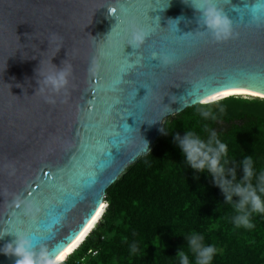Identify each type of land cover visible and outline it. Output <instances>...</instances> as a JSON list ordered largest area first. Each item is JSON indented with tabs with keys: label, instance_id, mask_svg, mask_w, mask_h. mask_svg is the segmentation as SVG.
<instances>
[{
	"label": "water",
	"instance_id": "1",
	"mask_svg": "<svg viewBox=\"0 0 264 264\" xmlns=\"http://www.w3.org/2000/svg\"><path fill=\"white\" fill-rule=\"evenodd\" d=\"M217 3L233 20L223 42L184 0H0V233L14 232L0 247L15 233L56 252L71 245L164 121L195 106L194 87L264 98V19H251L250 0ZM130 24L149 33L136 49ZM63 62L67 89L40 92L36 69ZM14 259L0 253V264Z\"/></svg>",
	"mask_w": 264,
	"mask_h": 264
},
{
	"label": "trees",
	"instance_id": "2",
	"mask_svg": "<svg viewBox=\"0 0 264 264\" xmlns=\"http://www.w3.org/2000/svg\"><path fill=\"white\" fill-rule=\"evenodd\" d=\"M259 96L229 93L219 102L223 112L210 105L215 121L201 117L198 105L167 118L151 152L108 188L98 222L67 252L63 264H179L176 254L182 248L195 264L184 237L192 231L216 246L212 264H264V215L252 216L251 229L237 228L233 206L206 174L184 162L174 141L175 133L183 136L188 130L207 139L208 125L227 143L228 166L236 168L237 179L243 176L239 162L246 155H252L259 174L264 171V98ZM133 242L139 248L135 256L130 255ZM90 249H99V255L90 256Z\"/></svg>",
	"mask_w": 264,
	"mask_h": 264
},
{
	"label": "clouds",
	"instance_id": "3",
	"mask_svg": "<svg viewBox=\"0 0 264 264\" xmlns=\"http://www.w3.org/2000/svg\"><path fill=\"white\" fill-rule=\"evenodd\" d=\"M185 4H190L199 13V23L205 29L204 33L211 36L216 42H223L232 39L235 35L233 29V20L226 12L218 6L217 0H184ZM249 14L253 21L264 19V0H250L248 5ZM183 17L169 19L174 22L176 29ZM148 31L136 24H130L128 43L134 49L139 48L145 42ZM55 35L53 39H55ZM152 57L158 58L163 64L173 62V57L167 54L152 53ZM41 64V62H40ZM39 77L38 83L40 92L50 89L54 93L66 90L69 84V77L72 72L71 64H65L57 67L52 64L51 69H45L39 66L36 69ZM194 104L198 105L197 111L205 120L217 119L216 113L210 105L219 106V111L223 112V106L219 102L229 95L228 92L217 91L208 92L203 95L199 87L193 88ZM49 102L54 103V99L47 98ZM208 132L207 139L202 138L197 132L188 130L184 131L183 136L178 132L174 134V141L178 145L184 158V162L196 173L206 174L212 183H214L222 192L224 201L231 204L234 209L232 222L237 228L251 229L254 227L252 216L254 214L264 215V171L257 174L255 162L252 155L243 156L239 165L242 168L243 176L237 179L236 168L229 167L228 145L219 138L215 129L205 125ZM11 174V173H10ZM198 179V177H196ZM255 179V183L253 180ZM234 197L236 198L234 200ZM17 204H24L26 211H30L31 204L25 203L20 197L14 201ZM105 207V205H102ZM100 213L97 212L92 218L98 222ZM88 229L80 232L76 239L67 248L58 252L53 251L47 245L41 244L35 246L33 239L26 233H15V239L5 243L0 247V253L15 257L13 264H63L68 251L76 248L86 238ZM14 232L0 233V239L6 234ZM187 241V248L193 255L195 264H212L217 248L213 244H205L204 237L192 231L184 236ZM109 239V236H105ZM139 252L136 242L130 245V255L135 256ZM99 249L89 250L92 257L98 256ZM179 264H191L189 255L184 248L176 254Z\"/></svg>",
	"mask_w": 264,
	"mask_h": 264
},
{
	"label": "bare ground",
	"instance_id": "4",
	"mask_svg": "<svg viewBox=\"0 0 264 264\" xmlns=\"http://www.w3.org/2000/svg\"><path fill=\"white\" fill-rule=\"evenodd\" d=\"M225 91L228 92V93H233V92H248V93L258 94L256 92H253V91H251L249 89H245V88H232V89H228V90H225ZM225 91H223V92H225ZM102 205H104V203ZM101 209H102V207H100V209L98 211L99 213L101 212ZM93 222L94 221L92 219V221L87 225V228L86 229H88Z\"/></svg>",
	"mask_w": 264,
	"mask_h": 264
},
{
	"label": "snow or ice",
	"instance_id": "5",
	"mask_svg": "<svg viewBox=\"0 0 264 264\" xmlns=\"http://www.w3.org/2000/svg\"><path fill=\"white\" fill-rule=\"evenodd\" d=\"M113 11L115 12L116 10L115 9H113ZM226 92V91H225ZM49 173H43V175H45V176H47ZM33 196H36V193H33ZM101 207H102V205H101Z\"/></svg>",
	"mask_w": 264,
	"mask_h": 264
},
{
	"label": "rangeland",
	"instance_id": "6",
	"mask_svg": "<svg viewBox=\"0 0 264 264\" xmlns=\"http://www.w3.org/2000/svg\"><path fill=\"white\" fill-rule=\"evenodd\" d=\"M107 206V205H106ZM95 225V224H94ZM94 227V226H93ZM93 229V228H92Z\"/></svg>",
	"mask_w": 264,
	"mask_h": 264
}]
</instances>
